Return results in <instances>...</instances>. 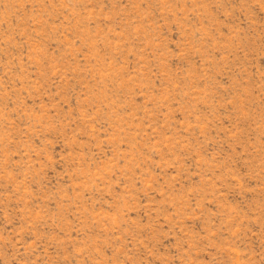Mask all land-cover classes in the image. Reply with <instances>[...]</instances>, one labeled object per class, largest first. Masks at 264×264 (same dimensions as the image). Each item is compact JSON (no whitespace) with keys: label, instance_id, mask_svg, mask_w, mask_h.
Masks as SVG:
<instances>
[{"label":"rangeland","instance_id":"rangeland-1","mask_svg":"<svg viewBox=\"0 0 264 264\" xmlns=\"http://www.w3.org/2000/svg\"><path fill=\"white\" fill-rule=\"evenodd\" d=\"M0 264H264V0H0Z\"/></svg>","mask_w":264,"mask_h":264}]
</instances>
